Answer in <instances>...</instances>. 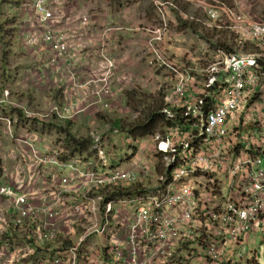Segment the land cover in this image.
Segmentation results:
<instances>
[{
  "label": "built area",
  "instance_id": "2783aa9c",
  "mask_svg": "<svg viewBox=\"0 0 264 264\" xmlns=\"http://www.w3.org/2000/svg\"><path fill=\"white\" fill-rule=\"evenodd\" d=\"M14 1L32 28L23 42L50 51L43 70L52 68L64 88L53 116L72 121L86 101L109 107L114 81L129 78L116 74L107 49L88 50L97 44L86 37L88 14L74 0ZM223 18L239 45L256 48L213 43L215 59L201 77L159 56L158 38L149 42L155 64L174 79L162 110L171 126L141 139L125 132L119 154L95 131L83 154L63 138L42 148L39 134L17 139L9 182L0 186L9 202L0 208V264H224L249 234L264 236V103H253L264 100V22L221 4L202 23L218 27ZM82 90L83 105L73 100ZM244 252L238 256L255 253Z\"/></svg>",
  "mask_w": 264,
  "mask_h": 264
},
{
  "label": "rangeland",
  "instance_id": "374dc122",
  "mask_svg": "<svg viewBox=\"0 0 264 264\" xmlns=\"http://www.w3.org/2000/svg\"><path fill=\"white\" fill-rule=\"evenodd\" d=\"M221 4L238 13L245 12L250 14L253 21L264 22V0H111L108 4L109 11L114 13L118 5H122L126 9L131 10L133 14L137 15L135 20L138 21L139 33L144 34L142 50L135 52L136 57L129 62V64H134L137 72L131 74L133 69L124 66L127 63V59L125 55H122L120 66L123 65L121 66V72L123 73L117 72L119 75H127L129 78L128 82L122 83L121 85L116 83V89H119L117 93V95L119 94L118 97L113 101L106 99L105 102L108 101L109 107L104 108L102 106L104 110L100 108L90 109V114H85L84 120L93 123L85 131H76L74 133L72 132V125H67L68 122L66 121L60 122L56 120L51 112L52 107L63 101L60 97V92L63 88L51 83L48 81L49 79H45L44 73H39V70L38 72L36 71L37 74L35 76L31 68L27 72L24 71L25 69L20 68V66H24V64L20 65V63H24L25 59L22 58H24L25 54L22 51L14 50V47L18 48L17 42L20 41L17 38L21 35L20 30H24L26 26H23L21 22L18 25V21H20L19 15L11 13L12 9L16 11L14 9L15 7L18 9L17 3L14 0H0V125H2L0 126V133L3 134L5 132L4 124L8 126V129L9 127L11 128L9 120L13 125L18 124L19 121L23 128L22 130H18V135L14 134L13 138L15 143L13 142V146L9 149L10 152L17 144V139L24 141L32 133H37L41 137L45 136L47 145L44 146H56L61 141L60 138L65 136L62 132L59 133V129L63 128L71 131L76 138L84 139H91L90 133L92 131L98 132L112 142L117 154L121 152L125 153L126 146L122 145V140L126 138V133L125 131L122 132L120 128L115 127L114 123L120 121L121 125L126 128L125 130L131 128L146 114L147 105L152 103L153 99H160L164 102L165 96L174 84L172 75L155 64L154 54L148 46L151 39L158 38L153 44L159 56L166 60H178L182 62L188 55L185 52L179 54L184 48L173 51L169 46L172 44L177 45L180 42L185 46L188 44L189 47L184 50H189L192 56H199L197 48L205 49L209 45L207 44L208 47L207 45L197 46L195 35L200 37L197 34H204V37L206 35L219 36L220 40L223 38H227V40L232 38L234 39V45L233 43L230 45L237 51L249 53L256 48L255 44L257 43L255 42L245 43V41L244 46L238 44L240 39L237 34L229 29L230 23L227 18H223L219 23H216L218 27H211L212 30L210 31L205 29L202 22L206 20L208 11L217 9ZM165 8L169 9V12L171 11L178 15V19L180 18V20H178L177 25L169 22ZM180 14L187 18L181 17ZM191 26L197 28V34L193 33L194 28ZM181 32L183 34L180 37ZM147 34L148 37H146ZM199 39L205 41V38L200 37ZM207 39L209 40V38ZM217 41L215 40L214 44ZM145 43L146 46H144ZM20 59L22 61L16 64L17 67H15L12 62H17ZM34 78L39 79V82L35 83L32 80ZM28 90H37L42 95L39 99H35L31 103H28L29 100H19L16 98L20 92ZM6 91L15 96V98L9 100L10 102L16 103L19 101L20 103H26L25 105L27 107H30L36 112H40L43 117L31 119L21 116L22 114L16 110H3V106L6 104L1 103L3 99L2 94ZM257 102L264 103V100L255 99L253 101V103ZM8 106L11 105L9 104ZM87 115L88 117H86ZM14 119L17 120L14 121ZM30 123L31 126L29 128H24L23 124L29 125ZM114 128L118 129L121 133L118 135H111L110 132L106 133L108 129ZM2 143H5V139L0 137V151L8 148L3 146ZM21 145L22 147H26L24 143H21ZM2 162L0 158V186L9 182L8 176L5 178L6 172H3L1 169ZM8 203L4 199H0V208L1 206L6 207ZM262 242L260 240L253 248L264 253V242ZM241 260V263L245 262V264H259L256 253L251 260L247 258ZM224 264H233V261Z\"/></svg>",
  "mask_w": 264,
  "mask_h": 264
},
{
  "label": "crops",
  "instance_id": "0c3cea01",
  "mask_svg": "<svg viewBox=\"0 0 264 264\" xmlns=\"http://www.w3.org/2000/svg\"><path fill=\"white\" fill-rule=\"evenodd\" d=\"M111 0H74V3L72 4L73 7L78 8L79 10H81L82 12H85L88 14L89 19H90V27L88 30V33L86 34L87 38H96L97 40V44H95L94 46H89L88 50L91 49H102L105 48L107 49V54H110L111 56H113L116 61L119 68L117 71L119 73H123L121 72V69L123 65L120 66V62L122 61L121 56L125 55V58L127 59V63L124 65L125 67L128 68H132L133 71L132 73L137 72L135 66L133 63L129 64V62L134 59L136 57L135 52L142 50V42H143V37L144 34H140L139 33V28H138V21L135 20V18L137 17L136 14H133L131 12V10L126 9L124 6L122 5H118V8L115 10L114 13H111L109 11L108 8V4L110 3ZM94 4V5H92ZM16 11H11V13H15L17 15H19L20 21H18V25L19 22H21V24H23V26H26V28L24 30H20V37H18L17 39L21 42H17V46L18 48L14 47V50H18V51H22L25 56L22 59H25L24 63H20L22 61V59H20L17 62H12L13 65L16 66V64L23 65L24 66H20V68L25 69L24 71H29L28 69L31 68L33 74L36 76V71L38 72V70L40 71L39 73H44V78L49 79L48 81H50L51 83H55V75L56 73L52 70V68L50 70L44 71L43 66L44 63L47 62V60H49L50 57V51L49 50H44V49H40L39 47H27L25 45V43L22 40V33L27 32L28 30H32L31 28V24L29 22V17L28 16H24L21 14V12L16 9V7L14 8ZM166 9V8H165ZM165 13H167L168 15V20L170 23H174L175 25H177L178 20H180V18L178 19V15H176L175 13H172L171 11L169 12V9L165 10ZM181 17L183 18H187L186 16L180 14ZM207 19V18H206ZM16 26V25H15ZM205 26V25H204ZM17 27V26H16ZM192 28H194L193 26H191ZM205 29L207 31L212 30L211 28H208L207 26H205ZM195 34H197V28H194V32ZM183 32L180 33V37L182 36ZM200 37H202L205 41L199 39L200 37L196 36V41H197V46H205L207 45L208 48L205 49H200L197 48V50L199 51V56H192L190 54L189 50H184L185 48H188L189 45L186 44V46L184 44H181V42L177 45L172 44L169 46L170 49H172L173 51H177L180 50L182 48H184L183 50L180 51L179 54L185 52L188 53L187 57L185 58V60L182 61H178L181 64H183V66L186 67H190L194 70V74L198 75V77H201V75H204L206 73V69L208 68V66L210 65V63L212 61H214V56L216 53V49L213 45V43H215V40H219L220 37L219 36H208L206 35L204 37V34H197ZM146 37H148V34L146 35ZM179 37V38H180ZM194 37V35H193ZM219 37V38H218ZM207 38H209V40H207ZM227 38H223L222 40H226ZM199 40V41H198ZM229 42H231V38L228 39ZM227 40V41H228ZM146 46V43L145 45ZM87 48L85 49L86 52ZM124 52V53H123ZM87 55V54H86ZM124 58V59H125ZM18 70V68H16ZM21 70V69H20ZM82 73L87 74L88 70L82 68ZM19 72V71H18ZM118 72L116 73L117 75ZM173 78V77H172ZM35 83L39 82V79H32ZM116 83H119L120 85L122 84L119 81H114V86H113V97L110 99V101L115 100L118 95L117 93L119 92V89H116L117 87L115 86ZM63 87V86H62ZM37 88V86H36ZM64 89V88H63ZM63 89L60 92V97L63 99V101L61 103H59L58 105L54 106V107H62L63 103H64V98L65 96L63 95ZM8 93V95L6 96L5 93L2 94V101L1 103H5L6 105L3 106V110H7V111H19L23 116V111L22 109L28 110L30 113H32L33 115L37 116V114H41L40 112H36L33 109H31L30 107H27L25 104L26 103H20L18 102H10V99L15 98V96L6 91ZM22 93V94H21ZM41 92L37 91V90H28L25 92H20L17 95V99L21 100H29L28 103L33 102V100L35 99H39L41 97ZM117 95V96H116ZM121 95V94H120ZM85 96V92L82 90L80 91V97H74L73 100L79 102V104L83 105L85 100L82 99ZM122 96V95H121ZM88 100V99H87ZM11 106H8V105ZM52 107V109L54 108ZM92 108H100L101 110H104L101 104H96V105H90L89 101H86L85 104L82 106L81 109H85L83 112H80L77 116V118H75L72 121H66L68 122V124L72 125V132H83L87 129V127L89 125H91L93 122H87L84 120V115L85 114H90ZM51 109V110H52ZM24 117V116H23ZM88 117V115L86 116ZM31 119H36V117H32ZM57 120V118H55ZM17 119H14V121H16ZM59 121V120H58ZM62 122V121H60ZM5 126H3L5 128V132L2 134L0 133V137L5 139V143H2L3 146L8 147L7 149H3L2 151H0V158L2 159V164H1V169L3 170V172L5 173V178L6 175L12 170L14 162L12 160V158L9 155L10 152V148L11 146H13V142L14 141V134L18 135V130H22L23 128L21 127L19 121L18 124H11V128L6 124H4ZM13 125V126H12ZM24 128H29L31 126V123L29 125L27 124H23ZM2 126V125H0ZM91 127V126H90ZM15 129V130H14ZM16 131V133H15ZM20 132V131H19ZM5 134V135H4ZM37 134V133H36ZM62 135V134H61ZM45 137V136H44ZM66 136L62 137L63 139H65ZM40 140L42 141V137L40 136ZM60 138V139H62ZM16 139V138H15ZM46 140V139H45ZM38 144L40 146V148H42L44 145V142L41 144ZM47 143V140H46ZM7 167V168H6ZM9 169V170H7ZM263 241L264 242V236L263 235H259L256 233H251L249 234L246 239H245V243L242 244V246L235 252H229L231 253L233 256L230 257V259L233 261V264H240L241 263V259L243 258H247L248 260L252 259L251 257L254 256H248L241 253L240 256H238L239 252H244V250H246V252L244 253H249V252H255L257 255V260L259 262V264H264V253L259 252L258 250L254 249L253 247L256 246V244H258L259 242ZM262 242V243H263ZM243 249L242 251H239ZM263 251V249H262ZM254 253V254H255ZM231 262V261H228ZM227 263V262H225ZM241 264H245L241 263Z\"/></svg>",
  "mask_w": 264,
  "mask_h": 264
},
{
  "label": "trees",
  "instance_id": "16d2710c",
  "mask_svg": "<svg viewBox=\"0 0 264 264\" xmlns=\"http://www.w3.org/2000/svg\"><path fill=\"white\" fill-rule=\"evenodd\" d=\"M224 41V42H223ZM233 43L234 39L229 40H218L217 45L227 47L231 52H234L235 49L230 45ZM229 44V45H227ZM230 47V48H229ZM164 109V102L160 99H153L152 103L147 105L146 114L140 118V120L134 124L131 128L125 130L126 128L121 125L120 121L115 122V127H118L122 132H127L129 136L133 139H141L149 135L154 134L159 129H163L166 126H171L172 122L166 119V116L162 113ZM177 116H179L177 114ZM67 125H69L67 123ZM61 127V126H60ZM63 133L66 136V146L71 153H80L83 154L87 152L91 146V139L76 138L71 131L67 129H59V133Z\"/></svg>",
  "mask_w": 264,
  "mask_h": 264
}]
</instances>
